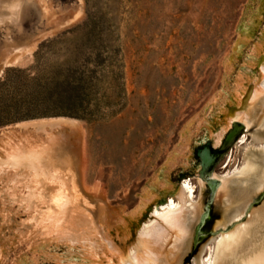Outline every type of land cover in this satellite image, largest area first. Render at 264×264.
Listing matches in <instances>:
<instances>
[{
  "label": "rangeland",
  "instance_id": "1",
  "mask_svg": "<svg viewBox=\"0 0 264 264\" xmlns=\"http://www.w3.org/2000/svg\"><path fill=\"white\" fill-rule=\"evenodd\" d=\"M248 1L17 0L18 14H13L9 6L2 11V15L13 17L6 25L0 23V54L7 42L30 43L42 37L56 20L75 13L79 17L76 15L78 22L74 26L40 44L34 54L6 68L0 77V116L7 105L14 112L46 108L57 114L5 124L0 130L43 118L65 117L81 122L86 130L88 153L93 157L90 184L104 186L111 205L110 215L116 208L137 210L143 190L161 173L168 175L171 184L177 187V191L169 194L177 195L182 181L187 180L195 188L196 197L200 165L197 153L202 148L198 143L209 135L205 128L192 138L191 159L187 160V154L171 167L169 174L161 171L169 156L179 148L183 129L197 116L201 120L210 117L214 110L206 111L214 96L222 91L224 58L238 38ZM261 29L256 30L253 42L238 58L228 81L229 88L235 85L240 71L245 74L244 68ZM263 123L264 116L259 113L245 137L246 142L236 145L227 160L228 169L220 164L213 177L219 180L232 177L231 173L245 164L257 158L263 161ZM233 189L231 186L230 201L223 197L221 204L213 208L212 220L218 217L217 222L213 226L210 222L205 229V236L212 235L196 254L192 247L182 264L192 254V262L188 264H210L214 261L210 252L220 239L235 235L241 228L253 227L259 221L264 223V201L251 208L246 216L253 195L244 202H235L236 189ZM204 192L206 208L210 194L207 188ZM148 218L149 215L145 220ZM234 223L237 224L227 230ZM217 230L221 231L216 233ZM262 239L256 238V250L235 264H248L264 257V236ZM47 249H54L60 256L68 253L56 245ZM76 253H73L75 260ZM41 256L33 263L29 260V264H57L48 260L46 253Z\"/></svg>",
  "mask_w": 264,
  "mask_h": 264
},
{
  "label": "bare ground",
  "instance_id": "2",
  "mask_svg": "<svg viewBox=\"0 0 264 264\" xmlns=\"http://www.w3.org/2000/svg\"><path fill=\"white\" fill-rule=\"evenodd\" d=\"M16 1L0 2L1 24L6 25L13 17L2 15L7 6L11 8L13 14L19 13L20 3ZM263 16L264 0H249L239 24L238 38L224 58L225 77L222 91L214 96L206 109L207 111L213 108L214 113L211 110L210 117L204 116L203 120L197 116L183 129L179 148L169 156L161 172L169 174L171 167L180 163L187 154H189L187 160L191 159L190 147L193 136L203 128L211 134L214 127L219 129L227 125V115L233 108L240 106L241 94L246 91L245 87L257 82L250 73L255 71L260 56L264 55V28L261 29L264 23ZM260 29L261 36L251 50L252 54L244 68L245 74L240 71L234 80L235 85L229 88L228 81L233 76L238 58L253 42L255 33ZM49 36L53 34L45 33L42 37H36L30 43L22 45L7 42L4 45V52L1 50L3 53L0 54V77L6 68L16 66L26 55L34 54L40 41ZM259 73V77H263V88H258L251 111L240 118L248 132L253 129L259 113L264 116V73ZM212 116L216 119L211 121ZM220 116L225 118L221 120ZM197 122L198 125L195 127ZM62 131L74 135V144H70L68 139H58ZM245 142L246 138H242L238 145L242 146ZM218 144L219 141L215 143L216 146ZM92 158L88 153L86 130L77 120L59 118L29 121L0 130V264L33 263L42 257V253H46V258L57 264L119 263L120 254L125 253L126 244L131 240V230L139 224L148 202L169 196L174 186L168 175L161 173L158 177L154 176L148 187L143 190L140 207L137 210L128 212L126 209L116 208L111 210L110 215L108 210L111 205L107 202L104 186L101 183L90 184ZM227 163L230 164L228 161ZM250 163L231 173L232 177L230 175L220 179L219 192L224 198L233 197L231 186L236 189V197L233 199L239 202L248 200L251 195L256 197L264 191V152L263 161L260 162L257 158ZM197 183L199 194L196 197V190L191 182L185 181L177 195L171 194L167 197L165 205L155 207L152 213L155 219L146 221L139 231L138 237L142 241L138 246L140 251L129 250L126 260L122 256V264H182L184 255L193 247L195 229L205 211L203 196L206 185L199 179ZM156 219L162 225L156 226ZM253 221L250 222V226ZM99 224L107 227L105 230L107 234L99 228ZM256 224L253 227H257ZM165 225L169 228L170 234L164 230ZM253 227L241 228L237 233L234 232L235 235L216 241V247L210 252L214 261L210 264H235L242 257L251 254V250H256L257 245L254 241L257 234L255 236ZM100 232L103 239L117 242L113 244L115 250L97 239ZM111 233L115 238L111 237ZM257 233L263 237L264 227ZM82 238H90L91 241L97 239L104 248L101 251L95 250L91 243L85 247L81 245ZM75 242L81 245H78L77 253ZM40 244L46 247L41 248ZM54 245L58 248L64 247L68 253L60 256L54 249H47ZM12 251L15 252L14 255ZM73 253L77 254V260L74 259ZM29 256L31 258H27ZM111 257L116 261L111 262L109 260ZM248 264H264V257L256 258Z\"/></svg>",
  "mask_w": 264,
  "mask_h": 264
},
{
  "label": "water",
  "instance_id": "3",
  "mask_svg": "<svg viewBox=\"0 0 264 264\" xmlns=\"http://www.w3.org/2000/svg\"><path fill=\"white\" fill-rule=\"evenodd\" d=\"M76 15L77 14L75 13L74 15L69 16L66 19L56 20L55 22H53L48 27V29L45 31V33L47 34L52 33L53 36H49L48 38L44 39L40 44H42L43 42L49 39L59 36L60 34L67 31L70 27L74 26L78 22V20L76 19ZM259 72L264 73V55L263 54L260 56L259 61L256 64L255 71L252 72V75L255 77V79H257V82L245 87L246 91H244L243 94H241L240 106L233 108L232 111H230L227 115V121H228L227 125H224L223 127L219 129L214 128L211 134L206 136L204 139H202L198 143L199 146H202V148L199 149L197 153V156L200 160L199 169L197 170V175H198L197 179L205 183L207 191L209 192L210 195H209V200L206 203L205 214L202 216L200 223L196 226V229H195V237H194V243H193L194 254H196L198 249L201 247V245L206 242L207 238H209L212 235V233H209L207 236H205V229L206 227H208L210 222H211V226H213L215 222H217L218 217L212 220L213 208L215 205L219 206L223 198L222 193L219 192L221 181L218 178H214L213 175L217 167L220 164H223V166H225V169L229 167L230 164L227 163L228 158L231 157L232 152L234 151V148L236 147V145L240 143V140L242 138H245L246 135L249 133L246 130V127L240 118L241 116L247 115L248 112L251 111V108H253V103L255 100L254 98L257 93L258 88H263L262 86L263 77L262 76L259 77V74H260ZM59 118H65V117H59ZM59 118H43V119H35V120H30V121L51 120V119H59ZM224 118H221V119L223 120ZM25 122H29V121H25ZM21 123H24V122H21ZM17 124H20V123H17ZM73 137L74 135L72 133L69 134L66 131H62L58 135V139H61V140L68 139L70 140L69 141L70 144H74ZM218 141H219V144L216 146L215 143ZM185 181L187 180H183L182 183ZM174 190L177 191V187L174 186ZM204 195H205V192H204ZM169 196H171V194H169ZM254 196L252 198L253 202L252 204L249 205V208L246 212V216L248 215V212L251 210V208H253L254 206L261 205V203L264 201V191L256 195V197ZM167 197L165 196L160 197L157 200H155L156 202L155 201L148 202V204L146 205L145 213L142 215V218L139 221V224L131 230L132 231L131 240H129L128 243L126 244L127 247H126L125 253H123L122 255L120 254L118 264H122V256L125 260L128 258L129 250L135 249L137 251H140L138 246L141 244L142 241L138 237L139 231L141 227L143 226L144 221H148L149 219H155L152 216L153 210L155 209L157 205L159 208L165 205L167 202ZM147 215H149L150 218H148V220H145ZM96 222H97V219H96ZM236 224L237 223H234L232 226H229L227 230H230ZM155 225L160 226L162 225V223L156 219ZM99 228L103 229L104 234H107L105 232V230H107V227L105 225L99 224ZM163 228L168 234H170V230L166 225ZM220 231L221 230H217L216 233ZM79 234H82V232H79ZM100 234L101 232L99 233V236H97V239H100L101 241H103L102 244L115 250L113 244H116L117 242L113 243L115 240L112 242L110 241V239H107V238L103 239V237H101ZM110 235L112 238H115L112 235V233ZM90 238H82L81 245H84L86 247L89 245V243H91L92 245H94V249L98 251H101L104 248V246L101 245V243L97 241V239L95 241H91L89 240ZM257 239L261 240L262 238L258 237ZM78 245L81 246L80 244H78V242L74 243V247L76 250H79ZM194 254H192L188 258L186 264L192 262V258ZM109 260L111 262L116 261V259L112 257L109 258ZM114 263L116 264V262Z\"/></svg>",
  "mask_w": 264,
  "mask_h": 264
},
{
  "label": "trees",
  "instance_id": "4",
  "mask_svg": "<svg viewBox=\"0 0 264 264\" xmlns=\"http://www.w3.org/2000/svg\"><path fill=\"white\" fill-rule=\"evenodd\" d=\"M10 108H11V106L7 105V109L0 116V126L5 125V124L20 122L23 120H28L30 118H38V117H42V116H50V115L57 114V113H50L48 110H46V108L45 109H43V108L38 109L37 108L36 110H33V111L27 110V112H14ZM212 117H211V121L216 119L214 116H212ZM221 118H223V117L220 116V119Z\"/></svg>",
  "mask_w": 264,
  "mask_h": 264
},
{
  "label": "flooded vegetation",
  "instance_id": "5",
  "mask_svg": "<svg viewBox=\"0 0 264 264\" xmlns=\"http://www.w3.org/2000/svg\"><path fill=\"white\" fill-rule=\"evenodd\" d=\"M258 223H259V224H258ZM263 224H264L263 222L259 221V222H257V224H256L257 227H253V229H254L253 231L256 232V233H255V236H256V234H257L256 238H258V237H261V238H262V236H260L259 233H257V232H260V231L263 230V227H264ZM259 225H260V226H259ZM261 225H263V226H261ZM254 226H255V225H254ZM258 226H259V227H258ZM261 227H262V230H261ZM256 228H257V229H256ZM258 228H260V229L258 230ZM255 230H256V231H255Z\"/></svg>",
  "mask_w": 264,
  "mask_h": 264
}]
</instances>
